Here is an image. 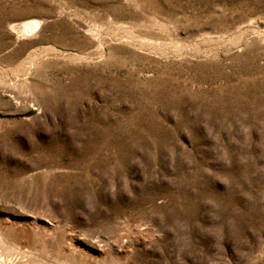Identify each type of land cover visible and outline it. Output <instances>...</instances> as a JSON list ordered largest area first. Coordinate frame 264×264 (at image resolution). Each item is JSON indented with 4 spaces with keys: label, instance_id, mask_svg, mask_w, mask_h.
I'll return each mask as SVG.
<instances>
[{
    "label": "rangeland",
    "instance_id": "1",
    "mask_svg": "<svg viewBox=\"0 0 264 264\" xmlns=\"http://www.w3.org/2000/svg\"><path fill=\"white\" fill-rule=\"evenodd\" d=\"M0 264H264V0H0Z\"/></svg>",
    "mask_w": 264,
    "mask_h": 264
}]
</instances>
